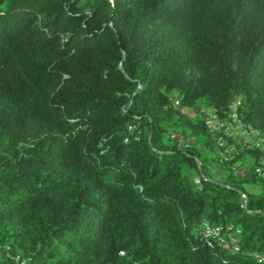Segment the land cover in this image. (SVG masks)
Here are the masks:
<instances>
[{
    "label": "trees",
    "instance_id": "trees-1",
    "mask_svg": "<svg viewBox=\"0 0 264 264\" xmlns=\"http://www.w3.org/2000/svg\"><path fill=\"white\" fill-rule=\"evenodd\" d=\"M236 98L264 134V0H0V264H264V153L213 179L182 109Z\"/></svg>",
    "mask_w": 264,
    "mask_h": 264
},
{
    "label": "built area",
    "instance_id": "built-area-1",
    "mask_svg": "<svg viewBox=\"0 0 264 264\" xmlns=\"http://www.w3.org/2000/svg\"><path fill=\"white\" fill-rule=\"evenodd\" d=\"M171 100L174 105H179L180 100L177 95H173ZM236 106L231 108L225 117H219L215 109L210 106H200L202 119L207 131L216 138V142L223 156L241 152L246 149H256L264 153V134L244 124L237 113ZM134 128L135 125L133 124L128 126L129 130H133ZM170 136L172 138L178 137L181 139L180 136L174 133H171ZM135 137L138 138V136ZM259 163L260 165L256 167L255 171L258 175L264 176L263 156L260 157ZM241 197L243 206L245 207L247 197L242 192ZM247 211L250 212V210ZM193 231L199 234L209 246L218 243L231 249V251H238L240 249L242 229L233 222L223 224L211 223L209 220L203 218L193 227ZM257 257L259 260L264 259L261 255H257Z\"/></svg>",
    "mask_w": 264,
    "mask_h": 264
},
{
    "label": "rangeland",
    "instance_id": "rangeland-1",
    "mask_svg": "<svg viewBox=\"0 0 264 264\" xmlns=\"http://www.w3.org/2000/svg\"><path fill=\"white\" fill-rule=\"evenodd\" d=\"M174 95H177L174 93ZM239 99H235L234 102L231 104V108L235 107L236 104H238ZM202 107H207V105L202 102ZM184 112L193 120L201 119L202 118V112L197 106H189V107H183L182 108ZM232 153L231 155L224 156L223 159H221L220 162H214L213 164H207L208 173L213 179H225L228 171L230 170L233 174V176L237 179L242 180V185L244 188L253 193H260V185L257 183H252L250 181H247V178L249 176L248 170L250 167L251 158L244 152V153ZM234 159L233 162H230V160ZM222 161H227L226 163Z\"/></svg>",
    "mask_w": 264,
    "mask_h": 264
}]
</instances>
